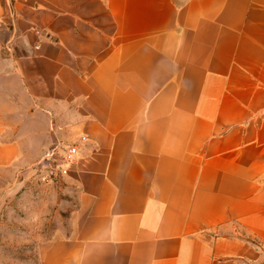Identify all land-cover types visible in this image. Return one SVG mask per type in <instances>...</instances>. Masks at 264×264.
<instances>
[{"label":"crops","instance_id":"obj_1","mask_svg":"<svg viewBox=\"0 0 264 264\" xmlns=\"http://www.w3.org/2000/svg\"><path fill=\"white\" fill-rule=\"evenodd\" d=\"M72 143L38 264H264V0H0V175Z\"/></svg>","mask_w":264,"mask_h":264},{"label":"rangeland","instance_id":"obj_2","mask_svg":"<svg viewBox=\"0 0 264 264\" xmlns=\"http://www.w3.org/2000/svg\"><path fill=\"white\" fill-rule=\"evenodd\" d=\"M36 162L29 180L21 184L0 175V264H38L40 242L68 231L73 189L62 181L64 177L39 182Z\"/></svg>","mask_w":264,"mask_h":264},{"label":"built area","instance_id":"obj_3","mask_svg":"<svg viewBox=\"0 0 264 264\" xmlns=\"http://www.w3.org/2000/svg\"><path fill=\"white\" fill-rule=\"evenodd\" d=\"M56 147L43 153L36 162V166L39 168L37 180L41 183L62 179L67 175L68 170L74 163V157L77 153L76 144Z\"/></svg>","mask_w":264,"mask_h":264}]
</instances>
